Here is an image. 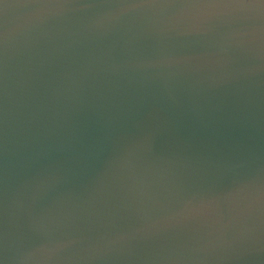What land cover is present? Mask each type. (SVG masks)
<instances>
[{
	"label": "water",
	"instance_id": "obj_1",
	"mask_svg": "<svg viewBox=\"0 0 264 264\" xmlns=\"http://www.w3.org/2000/svg\"><path fill=\"white\" fill-rule=\"evenodd\" d=\"M0 264H264V4L0 0Z\"/></svg>",
	"mask_w": 264,
	"mask_h": 264
},
{
	"label": "snow or ice",
	"instance_id": "obj_2",
	"mask_svg": "<svg viewBox=\"0 0 264 264\" xmlns=\"http://www.w3.org/2000/svg\"><path fill=\"white\" fill-rule=\"evenodd\" d=\"M259 3L264 4V0H259Z\"/></svg>",
	"mask_w": 264,
	"mask_h": 264
}]
</instances>
